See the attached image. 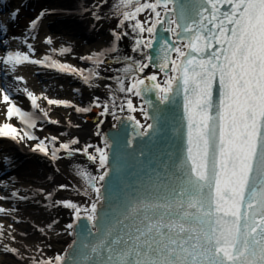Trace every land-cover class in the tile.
I'll return each instance as SVG.
<instances>
[{"label": "snow or ice", "instance_id": "obj_1", "mask_svg": "<svg viewBox=\"0 0 264 264\" xmlns=\"http://www.w3.org/2000/svg\"><path fill=\"white\" fill-rule=\"evenodd\" d=\"M105 5L116 8L121 31L112 30L114 39L109 48L80 59L92 61L95 56L96 63L105 65L102 57L115 53L112 59L120 64L118 43L130 35V51L143 58L123 55L126 63L122 68H104L117 73L106 79L115 80L118 88L105 84L109 96L103 101L93 96L87 106L79 107L44 97L50 106H71L77 113L100 109L102 119L95 135L101 137L102 144L71 147L80 143L74 137L55 147L59 137H37L31 131L36 124L30 122L29 112L22 111L13 99L26 94L31 107L39 109V97L26 88L7 84L0 88V101L7 105L6 120L19 117L28 129L21 133L13 123L4 122L0 124V139L37 140L33 151L50 154L54 162L79 154L98 170L97 175L90 170L78 173L84 177L78 189V194L87 197L84 203L54 201V206L72 211L73 221L65 231L79 238L69 245L71 251L34 260L33 264H264V0H100L89 9L95 20L102 18L95 9ZM18 12L12 14V21ZM44 15L41 12L30 21L29 29L34 31ZM159 30L170 37L164 38ZM7 31L8 26L0 21V47H6L3 36ZM44 42L51 45L53 40L47 37ZM155 44H160L162 55L146 51ZM27 47L35 52L33 45ZM60 51L67 54L71 48ZM25 62L42 63L30 59L27 52L8 51L0 56V65L10 66L12 71ZM45 66L78 75L85 84L89 81L85 70L73 65L53 61ZM149 68L157 71L144 75ZM93 74L101 75L99 71ZM117 91L124 94L123 99ZM153 92L165 105L176 96L182 97L186 145L180 151H170L163 143L154 144L155 163L137 177L139 184L131 193L121 190L118 195L110 183L112 145L100 126L106 116L119 124L130 122L134 135L125 141L126 148H132L137 138L155 136L162 126L147 123L156 121L157 115L150 116L144 104L157 114L161 109L151 100L145 99L139 106L132 100V96L143 99ZM125 112L129 115L122 118L120 113ZM136 112L143 113L145 123L132 114ZM43 116L48 123H59L47 119V112ZM61 149L67 156L57 155ZM131 155L133 159H148L143 149L138 154L133 149ZM58 187L63 191L69 185ZM53 195L47 193L46 199ZM6 211L0 207V212ZM82 219L91 225L86 236L76 232ZM4 250L18 252L7 245Z\"/></svg>", "mask_w": 264, "mask_h": 264}, {"label": "bare ground", "instance_id": "obj_2", "mask_svg": "<svg viewBox=\"0 0 264 264\" xmlns=\"http://www.w3.org/2000/svg\"><path fill=\"white\" fill-rule=\"evenodd\" d=\"M22 0H5L1 2L4 8L8 5H13L15 9H18V16L14 21L11 19V15L7 18L8 31L16 33L18 35L23 34L29 36L34 33L43 23L44 19L55 18L57 27H54L55 31H58L64 35V39L74 38H84L89 39L90 44L83 48L85 54L77 57V62L61 61L58 55H61L59 48L58 51L45 52L43 58H36L44 62V66L41 67L39 64L29 65L30 62H25L26 64L18 65L16 70V76L13 78L9 74H6L3 80L12 88H26L31 91L35 96L39 97L37 103L40 105L39 109L31 107L29 99L27 100L26 94H19L14 96L15 102L22 109V111H28L31 117L30 122H34L36 127L31 129V131L43 139L45 137H59V140L55 143V147L59 148L60 143L70 142L72 138L78 137L81 142L83 139L92 134L94 128L97 129V125L93 127L92 123L86 117L87 113H77L74 107L71 106H56L48 105L46 99L43 95H39L36 90V86L32 83L33 79L30 75L28 67L34 69L36 73H41L42 76L52 74H59L56 69L51 67H46L45 63H51L53 61H58L61 63H67L75 66L77 69H84V75L89 76V82L93 79V73L89 72L88 69L95 68L91 65V61H85L80 59V57H87L94 53H99L101 50L107 49L110 46L108 44L103 45L106 40H110V35L107 32H101V28H98V22L100 20H110V19H120L121 17L116 15V8H109L105 5L102 8L95 9L99 15H101L100 20H95L90 14L89 9L93 7L94 4H99L100 0H28L24 6L21 4ZM112 2V0H110ZM118 3V0H115ZM1 8V7H0ZM28 12L32 15V19H23L22 14ZM41 12L45 15L38 22L36 29L33 31L29 29L28 25L30 21L36 19ZM14 42L6 43L8 46L5 47L4 52L8 51H19L25 53V49L17 50L14 46L24 47L25 42H23L21 37H16ZM53 40V39H52ZM97 40L96 42H94ZM54 42V40H53ZM32 44V43H31ZM34 49L40 48V42L34 43ZM77 49V48H75ZM78 50V49H77ZM79 51V50H78ZM6 55V54H5ZM0 56H2L0 54ZM41 57V56H40ZM96 57L93 56V60ZM24 65H27V69H24ZM3 67V65H0ZM10 68V66H9ZM61 75H67L66 73H60ZM23 77V81H18L15 77ZM69 76V75H68ZM71 79L75 80L77 83H83V81L78 78V75H70ZM107 82V81H105ZM104 82V83H105ZM110 84V82H108ZM111 85H115V82H111ZM75 90L80 88V86H74ZM47 90L52 92V94H57L58 91L49 85ZM70 92V91H69ZM67 92L65 96L57 98V100L70 101L73 105L79 107L87 106L92 100L90 97L84 96L83 94H73ZM51 99H54L53 97ZM6 107L2 101H0V124L4 122L13 123L18 129H21V133L24 130H28L27 126L20 120L19 117L13 116L11 120H6ZM94 109V108H93ZM47 112V119L59 121V123H48L43 113ZM126 114H129L125 112ZM136 115L137 119L142 116L143 113L136 112L132 113ZM145 119V118H144ZM112 117L106 116L104 119V124L100 126V131L104 132L107 128L112 125ZM111 123V124H110ZM41 125V127H39ZM78 125V127H77ZM46 129V130H45ZM39 133H43L39 134ZM38 143L37 140H28L25 138L22 141L14 142L10 138L0 139V167L3 170L5 177L0 180V184L10 183L7 186L8 191L5 192V201H0V207L6 209V212H0V215L4 217H10L13 220V224L7 226L4 221L0 218V225H2V235H0V264H33L31 263L30 251L38 250L42 245V238L50 237L54 240H61V232L58 228L51 227L49 217H45L49 210H54V201L57 200H69V194L71 193V188L67 190H59V185L74 182V185L80 189L84 184V177L77 174L75 171L78 161L77 155L70 158H62L57 161H52L50 154L48 156L44 155L39 151H33L32 146ZM47 143V141H46ZM71 147H78L74 145ZM64 151V152H63ZM51 152V145H50ZM66 150H60L57 153L59 156H67ZM65 154V155H62ZM77 162V163H76ZM85 165L88 170L92 167L89 163ZM79 166H77L78 168ZM52 192L54 195L51 198L46 199L47 193ZM16 193V195H12ZM20 197H24L21 199ZM87 197L82 199L81 203H84ZM4 202V203H3ZM44 217V218H43ZM43 218V219H42ZM9 227V228H8ZM43 229V231H41ZM14 237V239H13ZM28 238V239H27ZM29 239H38L37 242L33 241L29 243ZM28 241V242H27ZM7 245L9 248H15L18 250L17 254H12L5 252L4 246Z\"/></svg>", "mask_w": 264, "mask_h": 264}, {"label": "rangeland", "instance_id": "obj_3", "mask_svg": "<svg viewBox=\"0 0 264 264\" xmlns=\"http://www.w3.org/2000/svg\"><path fill=\"white\" fill-rule=\"evenodd\" d=\"M22 4L24 2V0L21 1ZM12 7H10L7 11V13L9 12V10ZM6 13V14H7ZM22 18L24 19H32L33 14L30 15L28 14V12H24L22 15ZM143 18V17H141ZM51 21V25L48 24V22ZM55 21V18L51 17L48 19H44V23L36 30L34 31L33 34L29 35V36H25L23 34H16L13 32H10L8 34V39L11 42H14L16 39V37H21L23 42H25V44H31L34 45V43L40 42V48L37 50L35 49V52L33 53L31 49H29L27 47V45H25L24 47H19V46H14L17 50L19 49H25V52L29 53L30 55V59H36L38 58H43L42 56L43 54H46L45 52H50L53 49L56 51L59 50V48L62 47H70L71 48V52L67 53V54H61L58 55V58L65 62H77V57L82 56L84 53L83 48L88 46L90 44V41L87 42V40L89 39H84V38H74V39H68L70 41H67L66 39H64V35L58 31H53L52 29H54V27H57L56 24L58 25V23L55 21V23H53ZM117 22L118 19H110V20H100L98 22V28H101V32H107V34L110 35V40H106V42H102L105 44H108L109 46L113 43V35H112V30L116 29L117 32H120L121 29L117 27ZM55 24V26H54ZM53 27V28H52ZM33 37H35V39H33ZM47 37H51L54 42L51 45L46 44L44 41ZM97 40H95L94 42H96ZM6 46H8L6 44ZM132 46V37L131 35L128 37H125L124 39H122L119 43H118V47H119V54H121V63L120 64H116L112 57L114 55H116L115 53H108L105 57H102V59H105V65H100L98 63H96L94 61H91V65L95 68H91L93 70L92 73L99 71L101 73L100 76H96L93 74V79L91 82L87 83V84H82V83H77L75 80L71 79L70 75H61L60 73L55 75L52 74L53 76L50 75H44L42 76L41 73H36V71L34 69H31L30 67H28V70L30 71V75L32 77V83L36 86V90H34L35 92H37L39 95H43L44 97H48V98H61L62 96H65V94L67 92L69 93H73V94H83L84 96H87L88 98L90 97L91 99L93 98V96H98L100 97V99L103 101L105 99L108 98L109 96V89L105 87V84H109L108 82H115V85H112V88L115 90L118 88L117 82L115 80H107L106 77L108 76H112L115 73L114 71H104L105 67H110L113 70H115L116 68H122L126 61L123 60V55H131L134 56L136 59H142L143 57L141 55H137L135 53H132L130 51V48ZM77 48V49H75ZM148 51V50H146ZM2 53H0L2 56H4L5 54H7L4 51H0ZM175 54H173L174 56ZM41 56V57H40ZM26 64V63H24ZM29 65H35L32 63H29ZM24 69H27V65L23 66ZM157 71L155 68H149L145 70L144 75H148L151 74L152 72ZM9 74V77L11 76L13 78V76H16L15 74H17L16 72L12 71L11 68H9V66L3 65V67H0V77H3ZM3 78H0V88H4L6 82L3 80ZM159 79L161 81H163L164 77L163 74L161 73L159 76ZM107 81V82H105ZM105 82V83H104ZM8 85V84H7ZM51 85L53 86L56 91H58L57 94H52V92L47 90V87ZM80 86V88H78L79 91H74L75 88L74 86ZM10 87V86H9ZM77 90V89H76ZM123 95L124 94H120L117 91V96L120 99H123ZM115 98V97H114ZM13 99H17L15 97H13ZM28 100V98H27ZM132 100L133 103L137 106L143 104L141 98L139 97H135L132 96ZM30 102V100H29ZM99 111L100 109H93L89 114H87V118L88 120L92 123L93 127L95 125L98 124L99 120L102 119V117L99 116ZM122 114V113H120ZM111 117V116H110ZM105 119V117L103 118ZM112 124H115L116 121L112 120L111 121ZM111 124V123H110ZM41 127V125L39 126ZM46 130V129H45ZM97 132V129L94 128L92 131V134H90L88 137H86L85 139H83L78 145V147H82L85 144H93V145H100L102 144V140L101 137H98L95 135V133ZM42 134L43 133H39ZM38 137V136H37ZM1 151V148H0ZM89 151H92L91 149H89ZM64 152V151H63ZM65 155V154H62ZM67 155V153H66ZM78 161V165L79 166L77 168H75V171H77V174L80 172H84L87 171L86 165H85V161L86 163H89L90 166L92 167V169L90 170L91 173L93 175H97L98 174V170L97 168L93 165L92 161L87 160V158L85 156L79 155L77 154L76 158ZM77 163V162H76ZM89 171V170H88ZM10 183H5V184H0V196H4L5 192L8 191L7 186ZM67 185H69V187L71 188V193L68 195L69 200H73L74 202L77 203H81L82 199H84L85 197L81 194H78V188L74 185V182L70 181L69 183H67ZM0 201H5V199L0 200ZM4 203V202H3ZM45 217H49V221L51 222V224H53V221H56L57 223L53 224V227L58 228L61 232V240H54L50 237H44L41 239V241H43V244L41 245L40 243L38 244L40 246V248L38 250H33L30 251L29 254L31 255V263H33L34 260H42V259H48V258H54L56 255L58 254H63L64 249L66 248V246L68 245V243L70 242V235L68 234L67 231H65V227L68 223L72 222L73 219V215H72V211L71 209L68 208H64L61 206H56L54 210H49V212H47V215ZM0 218L4 221V223L9 227L10 225L13 224V220L10 217H4V215H0ZM44 218V217H43ZM42 218V219H43ZM8 227V228H9ZM28 239V238H27ZM38 239H34L35 242H37ZM29 243L32 242L33 240L29 239L28 240ZM27 241V242H28ZM33 241V243H34ZM2 256V254L0 253V257Z\"/></svg>", "mask_w": 264, "mask_h": 264}, {"label": "water", "instance_id": "obj_4", "mask_svg": "<svg viewBox=\"0 0 264 264\" xmlns=\"http://www.w3.org/2000/svg\"><path fill=\"white\" fill-rule=\"evenodd\" d=\"M183 3L184 0H181ZM160 34L164 38L170 37V33L163 32L159 30ZM154 56L162 55L160 49V44H155L154 49L149 50ZM173 55V54H172ZM151 100L154 104L158 105L161 111L157 114L153 108L149 107L147 104L144 105L148 109L149 115H157V120H148L147 123H154L162 131L157 133L151 138L139 139L137 138L132 145V148L125 147V141L134 135L132 132V127L129 126L130 122L125 124H119L117 122L116 126H110L105 130L103 134L109 137V142L111 143V152L109 156V164L113 169L111 172V187L115 189L119 195L121 190L131 191L134 187L139 184L137 177L142 174L143 170L147 168L151 163H155L152 158L153 145L158 143H163L170 151H180L186 145V117L183 111V99L181 96H176L168 104H160L157 100L155 92L147 93L143 99ZM122 118L127 116L126 114H121ZM138 119L142 123H145V119L140 116ZM121 133L117 135V133ZM133 149L138 152L143 149L145 151V156L139 157L138 159L132 158ZM91 227L87 220H81L76 227V232L80 233L81 236H86L87 230ZM79 237L74 233L71 235V242ZM90 239V238H89ZM69 245L66 247L64 253L70 252L71 249Z\"/></svg>", "mask_w": 264, "mask_h": 264}]
</instances>
